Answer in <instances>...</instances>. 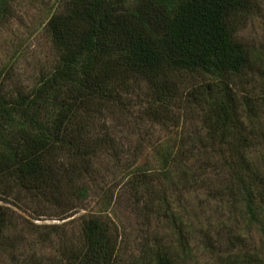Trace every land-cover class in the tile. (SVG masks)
I'll return each mask as SVG.
<instances>
[{"label": "rangeland", "instance_id": "374dc122", "mask_svg": "<svg viewBox=\"0 0 264 264\" xmlns=\"http://www.w3.org/2000/svg\"><path fill=\"white\" fill-rule=\"evenodd\" d=\"M59 2L13 0L11 16L0 18V68L10 76L5 92L29 90L54 67L57 53L45 28ZM236 28L235 39L249 53L239 74L175 75L177 90L166 102L145 81L132 82L131 92L101 122L108 142L92 160L85 199H75L65 183L61 196L47 194L40 202L23 197L12 207L11 197L0 199L14 212L16 248L25 262L31 248L38 256H57L56 237L40 242L30 228L77 231L81 220L93 217L107 226L125 263L144 249L170 248L175 264H264L260 185L252 184L254 212L246 214L245 190L230 182L233 153L219 142L209 102L216 96L238 108L242 134L254 142L244 150L246 170L264 178V0H249ZM154 108L156 118L150 114ZM97 123L93 135L100 137V118ZM8 257L0 252V264Z\"/></svg>", "mask_w": 264, "mask_h": 264}, {"label": "trees", "instance_id": "16d2710c", "mask_svg": "<svg viewBox=\"0 0 264 264\" xmlns=\"http://www.w3.org/2000/svg\"><path fill=\"white\" fill-rule=\"evenodd\" d=\"M248 1L60 0L45 28L57 53L54 67L16 94L4 91L10 76L0 68L1 201L11 197L16 207L23 197L37 202L47 194L58 197L62 183L75 199H85L92 160L108 142L105 119L119 107L122 94L131 92L134 80L145 81L157 100L166 102L177 90L171 80L175 75L231 77L246 67L249 53L235 33ZM12 2L0 0V18L11 16ZM209 102L222 135L219 142L229 144L233 153L227 163L230 182L245 190L246 214L251 215L253 183L261 188L257 198H264V178L246 170L244 150L254 142L242 134L236 106L216 96ZM99 118L103 134L96 137ZM13 214L11 206L0 203V252L9 255L6 264H175L170 248L144 249L125 263L107 226L93 217L81 220L77 231L57 225L45 233L30 228L40 242L56 237L57 256H38L31 248L25 262L22 248H16Z\"/></svg>", "mask_w": 264, "mask_h": 264}]
</instances>
